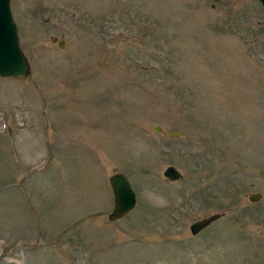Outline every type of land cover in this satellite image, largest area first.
Segmentation results:
<instances>
[{
  "label": "rangeland",
  "instance_id": "rangeland-1",
  "mask_svg": "<svg viewBox=\"0 0 264 264\" xmlns=\"http://www.w3.org/2000/svg\"><path fill=\"white\" fill-rule=\"evenodd\" d=\"M11 9L31 73L0 76V264H264L261 1ZM117 172L137 205L110 221Z\"/></svg>",
  "mask_w": 264,
  "mask_h": 264
},
{
  "label": "water",
  "instance_id": "water-1",
  "mask_svg": "<svg viewBox=\"0 0 264 264\" xmlns=\"http://www.w3.org/2000/svg\"><path fill=\"white\" fill-rule=\"evenodd\" d=\"M261 1L264 4V0ZM59 45L60 47L65 46L63 41ZM30 73L31 65L20 44L18 26L11 9V0H0V76L26 79ZM164 176L171 181H177L182 178V173L171 165L164 171ZM109 182L114 195V207L108 217L109 220L115 221L125 217L135 208L137 193L128 177L122 172L111 175ZM261 196V193H253L249 199L256 202ZM221 216L222 214L215 213L195 221L190 225L192 234H199Z\"/></svg>",
  "mask_w": 264,
  "mask_h": 264
}]
</instances>
